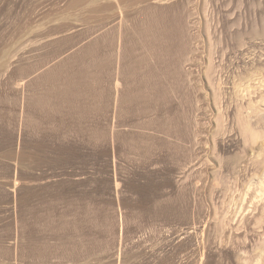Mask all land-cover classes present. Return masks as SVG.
<instances>
[{"label": "rangeland", "instance_id": "obj_1", "mask_svg": "<svg viewBox=\"0 0 264 264\" xmlns=\"http://www.w3.org/2000/svg\"><path fill=\"white\" fill-rule=\"evenodd\" d=\"M147 17L168 34L145 70L194 90H169L122 126L108 80L143 74ZM263 85L264 0H0V264H264L244 197L264 151L255 158L258 141L252 155L231 117Z\"/></svg>", "mask_w": 264, "mask_h": 264}, {"label": "bare ground", "instance_id": "obj_2", "mask_svg": "<svg viewBox=\"0 0 264 264\" xmlns=\"http://www.w3.org/2000/svg\"><path fill=\"white\" fill-rule=\"evenodd\" d=\"M145 11V10H144ZM141 12H142V10H141ZM149 12H150V10H149ZM149 12H146L147 13V15H148V13ZM154 12V11H153ZM153 12H152V14H153ZM156 12V11H155ZM143 14H145L144 12H143ZM152 14L150 15L149 14V16H151L152 17ZM146 15V14H145ZM146 15V16H147ZM142 16V15H141ZM154 16H156V15H154L153 14V17ZM157 16H158V14H157ZM162 16V15H161ZM176 16H178V15H176ZM166 17V16H165ZM180 17V16H179ZM178 17V18H179ZM159 18V17H158ZM164 18V17H163ZM176 18L177 20H178V25H179V27L181 26L180 25V23H182V22H184V20L182 21V22H180V19L182 18ZM141 19V18H140ZM156 19V20H155ZM155 19L153 20L152 18L150 19V18H145V19H143V20H141V22H143L142 23V25H141V27L139 28V26H138V30H139V32H138V41H137V43L139 44V48L141 49V54H140V56L141 55H143L142 56V62H143V64H142V62H141V64L143 65V69L145 70V65L144 64H146V62L148 61L147 60V57L148 56H150V54H155V55H158L159 54V52H161V44H164V42L162 43L161 42V44H160V46H159V42H158V37H159V35L161 34L160 32H162V31H159V33H157V32H155L156 30H157V28H156V30H155V21H157V18L155 17ZM175 19V20H176ZM121 20V19H120ZM169 21V20H168ZM159 22V19H158V21H157V23ZM165 22V21H164ZM177 23V22H176ZM171 24V23H170ZM159 25V24H158ZM166 25V24H165ZM169 25V24H168ZM167 25V26H168ZM173 25V24H172ZM174 26H176V25H174ZM173 26V27H174ZM183 26V25H182ZM181 26V27H182ZM158 27V26H157ZM178 27V26H177ZM180 27V28H181ZM184 27H185V25H184ZM159 29V28H158ZM167 29V28H166ZM173 29H176V27H174ZM182 29V28H181ZM160 30H161V28H160ZM177 30V29H176ZM158 31V30H157ZM167 31V30H166ZM166 31H165V33L163 34V35H165L166 36V34H168V33H166ZM169 31V30H168ZM184 31V30H183ZM181 32V33H184V32ZM123 32V31H122ZM137 32V31H136ZM171 32H174V34L175 35H177L175 32H177L178 34H179V30L178 31H171ZM128 34H129V32H127ZM158 34V35H157ZM172 34V33H171ZM171 34H169V36H167V37H171V39H172V36L174 35V34H172V36H170ZM185 34V33H184ZM127 35V34H126ZM126 35H125V37H126ZM163 35H160V36H163ZM174 35V36H175ZM181 35V34H180ZM121 36V35H120ZM120 36H118V39H120ZM131 36V35H130ZM164 36V37H165ZM113 37V36H112ZM128 37V36H127ZM135 37V36H134ZM176 37V36H175ZM175 37L173 38V39H175ZM178 37H179V35H178ZM184 36L182 35V37H179L180 39L181 38H183ZM109 38V37H108ZM129 38V37H128ZM137 38V37H136ZM111 39V38H110ZM134 39V38H133ZM173 39H172V41H170V42H173ZM129 40V39H128ZM167 40H168V38H167ZM177 40V39H176ZM108 41V40H107ZM109 41H111V40H109ZM119 41V40H118ZM133 41V40H132ZM165 41V40H164ZM182 41V40H181ZM103 42V41H102ZM105 42V41H104ZM129 42V41H128ZM134 42V41H133ZM133 42H131V43H133ZM179 42V41H178ZM112 43V42H111ZM116 43H118V42H116ZM127 43V42H126ZM130 43V44H131ZM134 43H136V42H134ZM136 43V44H137ZM108 44H109V42H108ZM111 45V44H110ZM118 45V44H117ZM127 45V44H126ZM165 45V44H164ZM184 45V44H183ZM135 46V45H134ZM138 46V45H137ZM159 46V47H158ZM112 47V46H111ZM124 47V46H123ZM131 47V46H130ZM169 47V46H168ZM174 47V46H173ZM183 47V46H182ZM114 48V47H113ZM125 48V47H124ZM123 48V49H124ZM127 48H129V47H126V50H127ZM137 48V47H136ZM135 48V49H136ZM158 48H160L159 50H157ZM185 48V47H184ZM100 49V48H99ZM98 49V50H99ZM110 49V48H109ZM177 49V48H176ZM121 50V49H120ZM125 50V49H124ZM129 50H130V48H129ZM137 51V50H136ZM138 51H140L139 49H138ZM137 51V52H138ZM157 51H159V52H157ZM127 52V51H126ZM135 52V51H134ZM163 52V51H162ZM123 53V52H122ZM125 53V52H124ZM136 53V52H135ZM143 53V54H142ZM157 53V54H156ZM101 54V53H100ZM137 54V53H136ZM96 55H98V54H96ZM107 55V54H106ZM126 55V54H125ZM167 55V54H166ZM97 57V56H96ZM99 57V56H98ZM158 57V56H157ZM178 57V56H177ZM100 58V57H99ZM99 58L98 59H96L97 61L99 60ZM154 58V57H153ZM180 58V57H179ZM129 59H130V57H129ZM151 59V58H150ZM181 59V58H180ZM101 60V59H100ZM114 60V59H113ZM157 60V59H156ZM161 60H162V58H161ZM128 61V60H127ZM131 61V60H130ZM102 62H103V60H102ZM108 62H111V60L110 61H108ZM120 62V61H119ZM131 63V62H130ZM109 64V63H108ZM107 64V65H108ZM114 64H116V63H114ZM150 64V63H149ZM149 64H148V66H149ZM178 64V63H177ZM129 65V64H128ZM151 65V64H150ZM155 65V64H154ZM89 66V65H88ZM88 66H86V67H88ZM124 66V65H123ZM141 66V65H140ZM139 66V67H140ZM146 66H147V64H146ZM158 66V65H157ZM171 66L173 67V65L171 64ZM175 67H177V66H175ZM93 68H94V66H93ZM118 68V67H117ZM141 69H142V66H141ZM174 69V68H173ZM176 69V68H175ZM174 69V70H175ZM88 70V69H87ZM95 70V69H94ZM128 70V69H127ZM140 70V69H139ZM143 70V74L141 73L140 75L138 74H133L132 73V75H134V77L131 79V80H133V79H136V77L137 76H139L138 78L139 79H137V82H133V81H136V80H133L132 81V83L134 84H132V83H130V82H128V81H126L125 79H129V81H131L130 80V78H131V76H130V78H125L124 77V72L123 73H121V75H120V73H119V76H117V72L116 73H114L112 76H109L110 78H109V80H108V87L109 88H107V95H106V103L108 104V109H109V112H108V115L110 116V119L112 120V121H114V120H118L120 123H121V121L119 120V119H117V118H120L121 116H123L125 113L127 114V112L128 111H131V110H133L134 111V109L137 111V113H138V115L140 114V115H145V114H147L148 112H149V110L154 106V107H156V106H160V104L162 105V103H158V102H163V101H166V99L168 98V94H169V90H174V89H178V88H181L182 86H183V88H184V90L187 92V94L186 95H189L190 93V90H191V82H190V80L187 78L186 80H185V78H184V80L183 79H181L182 77L180 76V74L179 73H173L174 75H175V77H174V79L172 78V77H170L169 79H173L174 81L172 82L171 80H168L167 79V77H168V75L166 76V74H164V76H166V78H164L163 77V79L164 80H162V81H164V82H162L160 79L162 78V76L161 77H159V75L158 74H156V73H154L153 72V69L151 70V68H149V67H147V69L144 71ZM90 71V70H89ZM134 71H136V70H134ZM162 71V70H161ZM164 71V70H163ZM173 71V70H172ZM176 71V70H175ZM119 72V71H118ZM142 72V71H141ZM213 72H214V68L212 67V65H208V67H207V71H206V79L209 81L208 83L210 84L211 82H214L213 81V79L211 78V75L213 74ZM128 73H130V72H128ZM92 74V73H91ZM168 74V73H167ZM190 75V74H189ZM125 76H127V75H125ZM214 77V76H213ZM106 78V77H105ZM104 78V79H105ZM168 80V82L169 81H171L170 83L171 84H173L172 86H171V84L170 85H168L170 88H168V86H167V84L165 83L167 80ZM212 79V80H211ZM166 80V81H165ZM210 80H211V82H210ZM123 81H126V83L128 82V83H130L129 85V87L127 88L126 87V85L124 86L123 85ZM217 81V80H216ZM167 82V83H168ZM135 83L137 84V85H135ZM207 83V82H206ZM208 84V85H209ZM217 84V83H216ZM221 84V83H220ZM99 85V84H98ZM133 85V86H132ZM197 85V84H196ZM95 86V85H94ZM211 86H213V85H211ZM210 86V87H211ZM251 86V85H250ZM264 86V85H263ZM110 87H111V89H110ZM215 87V86H214ZM252 87V86H251ZM251 87H249L250 89H251V91H250V89L248 88H245L244 89V91L247 89V91H248V93H247V91H245V93H244V96H245V98H247L248 100L247 101H245V102H243V100L241 101V102H239L237 105H236V107L234 108L233 107V105L232 104H230V105H232L231 107H233L235 110L234 111H232L231 110V112H235V114L233 115V116H231L232 118H234L233 119V121L234 122H236V124L235 125H237V128L235 127L234 129H235V131L236 130H238L239 131V133H240V136H241V138H242V140H243V144L245 145V146H248V148L250 149V148H252V155H254V152H255V158H256V156H259L260 157V155H262L264 152V112L262 111V110H260L259 109V106H258V103L259 102H264V91H259L258 89V91L260 92H258L259 94V98H258V96H257V98H258V100L257 101H255V100H253V98L254 97H256V92L254 93V91L256 90V89H252ZM260 88H262V86L260 87ZM193 89V88H192ZM217 89V88H216ZM194 90V89H193ZM193 90H191L192 92H193ZM254 90V91H253ZM170 91V92H171ZM178 91V90H177ZM176 91V92H177ZM243 91V92H244ZM236 92V91H235ZM234 92V93H235ZM249 92H251V93H249ZM174 93H175V90H174ZM246 93L248 94V96L249 97H247V95H246ZM213 94H215V93H213ZM233 94V93H232ZM237 94V93H236ZM253 94V95H252ZM255 94V95H254ZM217 96H219V94L217 93V95H216V98H217ZM234 96H235V94H234ZM251 96L253 97V98H251ZM191 97V96H190ZM180 98H182V97H180ZM169 99V98H168ZM187 99H188V97H187ZM193 99V98H192ZM220 99H221V97H220ZM255 99V98H254ZM97 100V99H96ZM103 100V99H102ZM173 100V99H172ZM231 100V99H230ZM217 101H219V100H217ZM222 101V100H221ZM232 101H233V99H232ZM197 102V101H196ZM216 102V101H215ZM228 102H231V101H228ZM98 103V102H97ZM188 103H190V102H188ZM233 103L235 104V101H233ZM157 104V105H156ZM166 104H167V102H166ZM217 104H219V102L217 103ZM221 104V103H220ZM220 104L217 106L218 107V111L219 112H221L220 110V108H221V106H220ZM223 104V103H222ZM156 105V106H155ZM214 105V104H213ZM224 105V104H223ZM222 105V106H223ZM227 105V104H226ZM107 106V105H106ZM158 106V107H159ZM163 106V105H162ZM161 106V107H162ZM164 106H166V105H164ZM163 106V107H164ZM191 106H192V104H191ZM228 106V105H227ZM193 107V106H192ZM220 107V108H219ZM224 107H226V106H224ZM230 107V106H229ZM107 108H106V111H108L107 110ZM191 108V107H190ZM215 108V107H214ZM227 108V107H226ZM163 109V108H162ZM164 109H167V108H164ZM187 109V108H186ZM192 109V108H191ZM223 109L224 108H222V113H223ZM228 109V108H227ZM230 109V108H229ZM159 110V108H157V111ZM194 110V109H193ZM151 111H152V109H151ZM150 111V112H151ZM161 111V109L159 110V112ZM192 111V110H191ZM196 112V111H195ZM219 112H217V116H218V114L220 115V114H222V113H219ZM226 112H227V110H226ZM229 112V111H228ZM227 112V113H228ZM107 113V112H106ZM225 113V112H224ZM233 114V113H232ZM133 115V114H132ZM228 115V114H227ZM146 116V115H145ZM159 116V115H158ZM142 117V116H141ZM225 118V116L223 115H221V118ZM226 117H228V116H226ZM108 118V117H107ZM124 118H125V116H124ZM220 118V117H219ZM219 118H217V121L219 122L220 120H218ZM229 118V117H228ZM109 119V120H110ZM122 120H123V118H121ZM163 119H165V118H163ZM231 119V118H230ZM108 120V121H109ZM126 120H127V117H126ZM226 120V119H225ZM111 121V122H112ZM116 121H114L115 122V124H116ZM163 121H165V120H163ZM223 121V123H224V120H222ZM232 121V120H231ZM232 121V122H233ZM118 122V123H119ZM181 122H182V120H181ZM218 122H217V125H220V124H218ZM119 123V124H120ZM127 123V122H126ZM222 123V126L224 125ZM166 123H161V124H159V131H160V129L161 130H163V132L167 135V136H169L170 137V135L172 134V129L170 128V127H167L166 125H165ZM233 124V123H232ZM111 125V124H110ZM120 125H124L123 123H121ZM178 125V124H177ZM115 126H117V125H115ZM158 126V125H157ZM113 126H111V128H112ZM183 127V126H182ZM234 127V126H233ZM116 128V127H115ZM226 129V128H225ZM232 129V128H231ZM234 129L232 130V131H234ZM183 130V129H182ZM231 131V132H232ZM174 132V131H173ZM223 132V131H222ZM221 132V133H222ZM236 133H238V132H236ZM234 134V133H233ZM232 134V135H233ZM176 136V135H175ZM227 136V135H226ZM229 136V135H228ZM222 137V136H221ZM224 137V136H223ZM172 138V137H171ZM180 138V137H179ZM229 140V139H228ZM258 141H261V143H259L258 144ZM258 144V146L256 147V148H254V145H257ZM243 145V146H244ZM244 146V147H245ZM243 147V148H244ZM253 148H254V150L256 149L257 151H254L253 152ZM246 149V148H245ZM247 152H248V150H246ZM258 153V155H257V153ZM263 152V153H262ZM246 153V152H245ZM175 154H176V152H175ZM260 154V155H259ZM249 155V154H248ZM251 155V156H252ZM246 156H247V154H246ZM263 157H264V154L262 155ZM250 157V156H249ZM258 158V157H257ZM251 159V158H250ZM250 159H248V161L250 160ZM259 159V158H258ZM262 159V158H261ZM253 160H254V157H253ZM252 160V161H253ZM260 160V159H259ZM254 161H256V160H254ZM247 163V162H246ZM249 163V162H248ZM248 163H247V165H248ZM251 163V164H250ZM249 164H250V166L252 165V163H254V162H250ZM256 163H257V161H256ZM263 164V167H264V162L262 163ZM261 164V165H262ZM224 165V164H223ZM222 165V166H223ZM246 165V166H247ZM260 164H258L257 166H255V163H254V166L256 167V168H258V169H261V171L263 170V168H260V166H261ZM225 166H226V168H228L227 167V163H225ZM224 166V167H225ZM250 166H247V167H250ZM226 168H224L225 170L224 171H226ZM250 169L248 168V171H249ZM253 170V169H252ZM254 170H256L255 172L254 171H252V172H254V173H252V172H250V173H252V174H250L251 176H256V174H257V172H258V170L257 169H254ZM264 172V171H263ZM262 172V173H263ZM223 174V173H222ZM221 174V175H222ZM255 174V175H254ZM249 175V176H250ZM262 175V174H261ZM250 176V177H251ZM223 177H224V175H223ZM222 177V178H223ZM249 177V178H250ZM222 178H221V180H222ZM225 178V177H224ZM223 178V179H224ZM252 178V177H251ZM257 178V179H256ZM254 177V178H252V179H256V181H254V182H256V183H254V182H252V184L250 183L249 184V187H248V191L250 190V188L252 189V187H256V191H255V189H254V191H252V192H250V193H248V194H250V195H248L247 193H244L245 195H244V197L246 198V197H248V198H250L251 200H248V202L249 201H252V200H256V202L255 203H257V204H255V205H258L257 207H258V211L256 212L257 213V215L255 214V216H247V218L249 219V221H250V226H252V229H253V231H250V233H249V235L250 236H254V237H256L255 235H257V236H259V237H263L264 238V174H263V176H260V177ZM225 182V179L224 180H222L221 182ZM254 183V184H253ZM255 184H257V185H255ZM15 185V184H14ZM252 185H255V186H252ZM258 186V187H257ZM253 190V189H252ZM255 193V194H254ZM254 194V195H253ZM243 196V195H242ZM243 198V197H242ZM243 200H244V198H243ZM245 200H247V198L245 199ZM244 200V201H245ZM253 202V201H252ZM254 203V202H253ZM247 204H249V203H247ZM250 204H252L251 202H250ZM241 225H243V223H242V221H239V227H242V228H244L243 226H241ZM244 238L246 237V236H243ZM238 240H240L239 238H238ZM242 241V240H241Z\"/></svg>", "mask_w": 264, "mask_h": 264}]
</instances>
